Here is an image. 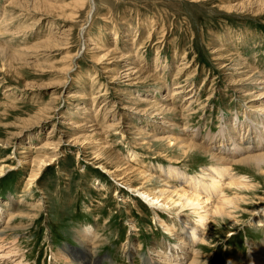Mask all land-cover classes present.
Listing matches in <instances>:
<instances>
[{
    "label": "rangeland",
    "instance_id": "374dc122",
    "mask_svg": "<svg viewBox=\"0 0 264 264\" xmlns=\"http://www.w3.org/2000/svg\"><path fill=\"white\" fill-rule=\"evenodd\" d=\"M9 1L0 0V23L4 22V16L10 23L3 26L0 34V44L7 48L5 53L0 50V165H7L6 173L0 177V200L13 195L15 202H26L23 206L38 200L42 205L32 219L10 223L16 230L6 229L5 236L9 237L4 240L7 248L0 251V264H80L82 258L75 259L72 254L82 247L74 231L87 222L97 225L99 240L94 247L95 256H103L100 264H144L142 255L157 258V244L162 246L167 240L175 245L180 240L165 231L150 205L142 199L135 200V191L121 176L129 177L135 184L146 178L137 168L117 178L98 165V160L106 161L115 170L120 159L122 163L132 159V151L138 157L134 163L143 162L148 169L151 166L152 170H158L155 165L172 163L191 174L202 173L212 164L205 153L191 151L184 155L179 146L167 143L166 139L154 141L156 126L148 122L151 118L147 114L137 110L143 104L135 107L132 88L136 87L140 88L136 94L175 108L177 115L167 113L173 122L177 120L175 130L172 128L174 136L191 140L196 135L207 148L220 142L223 128L225 134L230 131L238 137L253 125L264 128V110L251 109L258 104L263 107L264 97L249 98L234 91L230 84L244 83L246 87L251 84L242 80L245 76L241 75V69L233 75L225 56L221 64L214 58L215 49L223 46L231 54L237 52L235 56L242 54L248 68L264 79V11H251L250 7L242 6L244 0H21L15 4ZM65 29H69L65 33L69 35L63 33ZM229 31L234 44L228 48L220 43ZM63 36L69 37L70 47L56 45L59 43L55 38L43 45L38 43L49 37L64 39ZM89 42L92 44L87 46ZM133 47L138 48V56L130 59ZM179 65L184 71L178 73ZM128 66L134 68L126 70ZM140 67L144 75L139 73ZM155 70L168 75L171 91L165 83L158 88ZM119 71L123 73L117 76ZM112 74L116 77L110 82ZM176 81H190L193 89L176 91L179 84ZM102 84L109 88V98L92 102L91 95L103 92ZM246 98L251 107H247ZM78 103L84 108L76 112ZM98 106L110 111L115 108L108 117L112 127L108 123L98 134H91L80 125L84 126L85 118L95 114ZM250 123L253 125L249 126ZM167 131L158 137L167 135ZM99 137L102 141H98ZM106 137L107 145L103 143ZM47 140L52 141L51 148H38ZM55 145L58 155L54 162L42 170L39 180L28 185L34 166L31 159L37 154H55ZM26 146L31 147L27 154L31 159L21 153L28 150ZM212 149V153H218L217 147ZM257 169L253 164L234 163L233 172L238 177L248 175V181L255 183V187L227 188L229 195L236 196V203L226 207L231 214L212 218L207 228L208 240L199 241L196 246L202 252L200 264H254L250 259L252 241L264 239V228L254 220L264 207V174ZM167 180L173 186L179 185L175 179ZM28 187L32 188L31 193L25 192ZM19 207L14 208L15 214ZM163 209L162 217L174 222L176 230L185 226L180 214L188 213L194 218L196 214L191 206L177 211L168 206ZM3 218L4 228L6 222L9 224L8 213ZM16 244L14 252L6 253L9 246L12 249ZM130 246L138 248V253L128 255ZM61 251L69 254L63 255Z\"/></svg>",
    "mask_w": 264,
    "mask_h": 264
},
{
    "label": "bare ground",
    "instance_id": "6f19581e",
    "mask_svg": "<svg viewBox=\"0 0 264 264\" xmlns=\"http://www.w3.org/2000/svg\"><path fill=\"white\" fill-rule=\"evenodd\" d=\"M10 1H11V4H15L21 0H10ZM45 1L54 2L55 0H45ZM192 1H199V0H192ZM242 6L250 7L251 11H254V10L255 11H257V10L264 11V0H244L242 2ZM232 7L233 6H230L229 8L231 9ZM73 13L76 14V12H73ZM4 14L7 15V12L5 9H4ZM63 15H65V13ZM255 15H256V13H255ZM44 18H46V17L44 16ZM2 20H4V22L0 23V24H2V26H0V34H2L1 29L3 28V26H7L8 24H10V23H8L9 19L7 16H4L2 18ZM23 29H25V28H22V30ZM69 29H65L63 33L65 34L66 31ZM4 31L7 32V31H11V30H3V32ZM18 31H19V29H18ZM247 32H245V33H247ZM65 35H69V34H65ZM18 36H19V34H18ZM59 37H61V35ZM59 37H52V38L49 37L46 40L40 41L38 43H40V45H43L44 42L45 43L50 42L52 39L55 38L59 43L56 45H65V47L71 46V41H70L68 36H63L64 39H60ZM233 37L234 36L231 33V31H229L226 35H223L221 37L220 45H227L229 48L231 45L234 44L233 43ZM13 38L14 37L12 36V39ZM16 39H17V37H16ZM241 39H245V38H241ZM135 40L136 39L134 38L133 41H135ZM237 40H239V39H237ZM13 42H14V40H13ZM7 43H9V40H7ZM91 44L92 43L89 42V44H87V46L91 45ZM20 45H21V43H20ZM131 49H132V53L129 55L128 58H130V59L136 58L138 48L133 47ZM0 50H2L5 53L7 51V48L5 45L0 44ZM226 50H227V48H226ZM226 50L223 46L222 47L219 46V47H217V49H215V51H214L215 57L214 58L219 61L218 64L223 63L222 58H224V56H225L226 60L228 61L227 63L231 66L230 68L233 69L232 70L234 72L233 75H235V72L237 71V69H241V73H242L241 75L245 76V79H242V80L251 84V85H248V87H246V85H243L244 83H242V85L241 84L236 85L233 83V84H230L232 89L234 91L237 90V91L241 92L242 95L245 97L256 98V99L264 97V79L259 74H257L258 72L252 71L253 69L248 68L247 62L243 61V58L241 56L242 54L237 55V56H239V57H237V56H235V54H237V52L236 53L232 52V54H231L230 51H226ZM236 50H237V48H236ZM107 52H110V51H107ZM140 55H142V54H140ZM143 56L144 55H142L140 57L143 58ZM158 59H159V57H158ZM131 64H132V62H130V64H127V65H131ZM146 64H147V62H146ZM185 64H186V61H185ZM182 65L178 66L179 67L178 73H179V71L180 72L184 71V69L181 68ZM107 66H105L104 68H106ZM187 66H188V64L185 65V68ZM223 67H226V66L223 65ZM131 68H134V67L128 66L126 68V70H129ZM136 69H137V67H136ZM194 69H196V68H194ZM139 71H140L139 73H141V75H142L143 69L141 67L139 68ZM122 73L123 72L119 71V73H117L116 75L118 76V75H121ZM164 73H160V72L158 73V71H156L155 82H156V84H160V85H158V88L160 86H162V88H163L164 83L168 87V84H167L168 83L167 82L168 75L164 74ZM191 74L192 73L188 74V76H190ZM115 77L116 76H114V74H112L109 77V78H111L110 82H113L114 81L113 79ZM123 77H125V76H123ZM159 78L164 79V80H160ZM186 78H188V77H186ZM79 79H80V77H79ZM203 80H204L203 82L206 81L205 78ZM189 82L190 81L185 82V83L184 82L179 83L177 81L174 82V83H179L178 86H176L175 90L177 88H180L181 91L185 90L187 88H190L192 90L193 89L192 87L194 85L189 86ZM77 83H80V81L78 80ZM212 84H213V82H212ZM169 87H168V89H170V91H171V87L170 88ZM101 88L102 89L104 88L102 93H95V95L90 96V100L92 102L100 101V99L103 97H104V99L106 97L109 98V96L107 95V93H108L107 90L109 88L105 84H102ZM164 88H166V87H164ZM252 88L257 89V90H248V89H252ZM102 89L99 91H102ZM133 89L136 91V92L133 91V93H132L136 102H137V105L135 107H138L139 105L142 106V104H143L144 106H142L140 109H137V110H140V111L144 112L145 114H147V116H149V118H151L148 122H150L151 124L156 126V129H154L156 131V133H155V135L152 136L154 138V141L155 140L159 141L160 139L161 140L166 139L167 143L170 142V144H175V145L179 146L182 154H184V155L191 153V151H193V152L198 151V152L205 153V154L209 155V157L211 158L212 164L209 167L204 168L202 173H197V174L187 173L184 171V169H181L180 167H178L177 164L174 165L172 163L169 166H164L162 164L155 165L156 169H158V170H152L151 166L149 167L150 169L144 167L143 162L134 163V161L138 160L137 159L138 157L136 156V153L134 154L131 151L130 155L133 156L132 159L128 160V161H124L123 163H122V160L120 159L118 161V164L116 165L115 170L110 169L108 167V163L106 161L103 162L101 160H98L99 161L98 165L102 166L108 172H111L112 175L117 177V178H120L119 176L122 175L124 172H127L128 170H131L133 168H137L135 170L138 171V173H140L142 176H144L146 178V180L143 183H141V184L132 183V180L129 177L126 178L125 176H123V177L121 176V178L124 179V183L128 187H130V189L135 191V196L137 197V198H135V200H137V202H140L138 200V198H139V199L144 200V202L147 205H150V207H152L153 211L156 214L155 216L158 217L160 224L163 225L165 231L167 233H170L171 235H175L180 240V243H177L175 245L170 244L172 242H167V240H165V242L161 243L162 246L157 244V246H155L157 258L154 257V255L152 257V256H148L147 254L146 255L148 257L144 258L142 255V258L144 260V264H200L202 261L201 260L202 252H201V250L199 251L200 247L198 246L199 248L197 249L196 246L198 245L199 241H200V243L201 242L205 243L208 240L207 239L208 238L207 228L210 225L212 218L215 217L217 214L218 215H220V214H224V215L225 214H231V213H229L231 210H228V212H227L226 207L229 206L231 203L232 204L236 203L235 202L236 196L229 195L227 192L228 191L227 188L228 187L229 188L247 187V189H248V187H250V188H252V186L255 187L254 186L255 183L253 184L252 181H248V179H247L248 175H247V178L244 176L238 177L237 175H239V174L233 172L234 163L235 164H237V163L245 164L247 166L250 164L256 165V167L258 168L257 171L259 170L260 173L264 174V128H259L258 127L259 124L258 125L256 124L257 126L254 127L253 123H250L249 126L250 125H253V126H251L250 129H248V130L246 129L247 131H244L243 133H241L239 137L236 136L235 134L229 133L230 131L225 134V131L223 130L224 129L223 128L222 129V138H220V142L216 141L218 144L212 145L210 148H207L206 146H204V144H200V142L198 141L199 137H197L196 135L191 137V140L187 139L185 136H183V137L174 136V134H173L174 132H173L172 128H174V130H175V127L177 125V120H176V122H173L174 120L172 121V118L168 117L167 113L173 112V114H176L177 112L174 111L175 108L170 107V106L166 105L165 103H159L158 101H155L146 95L140 96V94L139 95L136 94L137 91H140L139 87L132 88V90ZM193 91H195V90H193ZM93 93H94V91H93ZM75 95L76 94H70L71 97L75 96ZM192 95H193V93H192ZM166 101H164V102H166ZM102 102H103V100H102ZM246 104H247V107L252 106V104H250L248 99L246 101ZM75 107H76L75 111L78 112L80 110H83L84 105H82V103H78L75 105ZM253 107L254 108L251 107V109H254L257 111L258 110H264V106L262 107L260 104L255 105V106L253 105ZM108 109L104 108V106L103 107L98 106V111L95 114L88 115L84 120V126L80 125V127L86 128L87 130L90 131L91 134H98V132H100L101 129L104 128V126L108 125V123H109L108 117H110L109 115L111 114V112L114 114L115 108L114 109L111 108V111H110V109L109 110ZM89 113H90V111H89ZM247 113L250 114L249 111H247ZM252 114H253V112H252ZM178 117H180V116H178ZM254 117H255V115H254ZM251 118H252V115H251ZM262 118H263V123H264V115ZM144 122H146V121H144ZM184 124H185V122H184ZM109 125H110V127H112V125L110 123H109ZM180 125H181V123H180ZM132 126L136 127V129H137L136 125H132ZM246 126H247V124H246ZM181 127H184V126H180V128ZM117 128H115V129H117ZM162 129H164V131L168 130L167 132H165V133H167V135H162V136L159 135V137H158V134L164 132V131H162ZM228 130H229V128H228ZM127 131H129V130H127ZM198 132H200V130ZM177 133H178V131H177ZM155 136H157V137H155ZM215 137H216V135H215ZM98 141H102L101 137L98 138ZM108 142H109L108 137H106V140L105 141L103 140V143L105 145H107ZM51 143H52V141L47 140L44 144H42L38 148H41V149H43V148L48 149V147L51 148ZM56 146L57 145H55L54 149H53L55 154L50 155V156L46 155L48 153H44V155H42L43 153L41 155L37 154L35 156V158H33V159H31L29 157L30 155H27V154H29V151L31 149L30 146H26V148L28 150L21 152V153H24V157L30 158L31 159L30 162L34 163V166H33L32 170L29 174L28 185L33 184L37 180H39V178L41 176L40 173L42 172V170L44 168L47 169V166L51 165L54 162L53 160L58 155V152H56ZM213 147H217L219 149V150L216 149L218 151V153H212ZM211 150H212V152H211ZM97 151H98V149L94 150L93 152L95 153ZM214 152H216V151L214 150ZM96 156H97V159H99L100 153H97ZM30 159H28V160H30ZM20 160L23 161L24 158H21ZM28 160L26 162H28ZM6 170H7V165L1 164L0 165V177L6 173ZM254 176H255V174H254ZM168 178L177 180L179 182V185L173 186L171 182L170 183L168 182V180H167ZM151 181L152 182L155 181L156 183H149ZM31 191H32V188H30V187L25 189V192L31 193ZM259 198H261V197L259 196ZM25 199H27V197H25ZM250 200H252V199H250ZM39 201L40 200H38L34 204H29V205L23 206L26 202L23 200L19 201V202H15V197L13 195H10L9 198H7L4 201L0 200V251L2 249L7 248L5 246V245H7L6 244L7 242L5 243V241H4L8 236V235L5 236L6 229L8 232L10 230H16L15 225L11 226L12 224H10V223L12 221H17V220L19 221L22 218H27V219L31 218L32 219L35 216V214L40 211L39 209H40V206L42 204ZM17 206H20V207H19L18 213L15 214L17 209H14V208H16ZM167 206L170 208H173L171 210H174V211L183 209L184 207H187V206H191L193 211H195V213H196L195 218L190 216V214H188V213L180 214V219H182V222H184L185 226H183V228L179 227L176 230L177 226L174 222L168 221V219H165L162 217L163 212H164L163 207L165 208ZM5 210H6V212L4 213ZM248 211H249V209H248ZM259 211L260 210H258V212ZM260 212L261 213H259L258 217H254L255 218L254 220H257V223H258L257 225L259 227L261 226L262 228H264V207L261 209ZM7 213H8V218H9V224H8V222H6L5 226L3 228L1 222L4 221V218H3L4 214H7ZM236 216H232L231 218L236 221L237 220ZM95 226H97V225H95ZM95 226L91 225L90 223L87 222L84 225H82V227H80L79 231L81 230L82 231V232L80 231L81 233L79 231H76L78 228L74 231V234H75L76 238L78 239V241L81 242L82 247H80L79 252L72 251L73 252L72 254H74L75 259L82 258V260L80 261V264H100L102 259H103L102 258L103 256L101 257L100 254H99V256H95V251H97V249H96V247H94V243H96L99 240V235H98V232H97ZM25 227L28 228L29 225H27ZM182 229H184L183 236H181V230ZM15 234H16L15 236L18 235L17 232ZM81 234H82L83 240H82V238L79 237V235H81ZM7 240H8V238H7ZM12 240L14 241L15 239L13 238ZM140 243L142 244V242H140ZM141 244H138L137 246L140 247ZM132 245H134V244H132ZM142 246H143V244H142ZM9 247L10 248L8 249V251L6 253L14 252L15 251L14 249L17 248V244L12 249H11V246H9ZM251 248H252L250 250L251 251L250 252L251 262H253L254 264H264V239L261 240L260 242H255V240H253ZM65 251H61L63 253V255L69 254ZM132 251H135V252H132ZM126 252L128 253V255L131 256L133 253L134 254L138 253V248H136L135 246H130ZM148 253H149V251H148ZM1 255L2 254L0 253V256ZM58 256H60V255H58Z\"/></svg>",
    "mask_w": 264,
    "mask_h": 264
}]
</instances>
